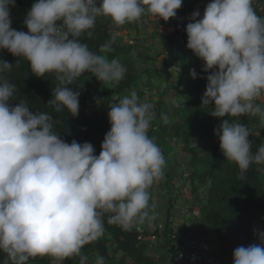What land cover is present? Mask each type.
<instances>
[{
    "label": "clouds",
    "instance_id": "9594fccd",
    "mask_svg": "<svg viewBox=\"0 0 264 264\" xmlns=\"http://www.w3.org/2000/svg\"><path fill=\"white\" fill-rule=\"evenodd\" d=\"M183 0H36L23 24L11 27L10 8L16 0H0V50L18 57L0 59V251L3 264H28L30 258L56 261L79 256L101 238L104 217L126 231L150 216L152 185L163 178L165 158L148 131L155 119L153 105L132 90L109 106V131L99 155L92 143L66 142L53 131L54 118L34 113L26 103L13 106L15 85L5 73L27 60L37 77L54 73L59 81L47 105L56 112L79 113V91L68 87L84 73L99 81L119 83L126 68L104 54L113 51L119 32L98 52L82 38H91L97 17H108L116 29L143 16L168 21ZM186 47L200 59L206 75L202 105H213L217 118L258 117L264 123V17L253 0H210L201 15L188 17ZM131 43V41H128ZM175 68V67H174ZM193 79L195 69H190ZM99 103V100H97ZM163 119L167 122V117ZM226 160L241 177L250 166L264 164V145L252 150L251 129L223 119L214 129ZM258 243L238 246L233 264H264V230L254 229ZM95 264H105L104 257Z\"/></svg>",
    "mask_w": 264,
    "mask_h": 264
},
{
    "label": "trees",
    "instance_id": "16d2710c",
    "mask_svg": "<svg viewBox=\"0 0 264 264\" xmlns=\"http://www.w3.org/2000/svg\"><path fill=\"white\" fill-rule=\"evenodd\" d=\"M200 1L202 0H183L182 7L177 10V16L186 14L189 17L195 4ZM34 2L36 0H16V6L28 11ZM146 16L148 15L143 17ZM110 20L108 17H100L92 30L93 36L82 38V42L86 43L90 50L98 52L99 47L111 39L112 34L108 30ZM168 27L171 33L161 38L162 47L176 35V27L171 21ZM18 30L27 32L24 24ZM186 44L187 35L184 29L180 40L174 45L180 82L173 86V93L180 97L181 103L176 107L168 105L170 110L168 109L165 114L167 117L165 122L164 116L161 115V106L168 102L157 100L153 110L155 119L151 122L148 135L150 137V133L157 129L166 137L183 144L187 154L191 191L196 192L202 188L204 193V202L199 206V218L218 238L230 234L245 246L258 243L254 229H257L259 217L264 211V167L258 169L257 164L253 163L241 177L238 166L223 156L214 129L224 118L230 122L245 124L251 129L249 140L253 143V152L264 145V135L256 130L255 117L217 118L211 115L214 111L213 105H202L208 73L202 71L203 62L186 47ZM112 48L111 53L104 54L109 60L127 58L133 51L131 44L116 41ZM0 59L15 64L20 58L14 57L7 50H0ZM123 65L126 72L119 83L99 81L93 73L86 72L68 86L73 91L80 92L79 113L78 116L72 117L66 108L56 112L52 106L47 105L52 98V90L59 83L56 79L57 74L46 73L43 77H37L32 74L29 62L22 59L10 72L5 73L9 82L15 85L14 100L10 103L15 106L18 102H24L34 113H47L53 116L54 132L59 133L68 143L72 140L92 143L95 154L99 155L101 143L110 129L106 107L112 105L121 91L134 82L129 69L130 63L124 62ZM190 69H195L197 78H192ZM154 70L158 76L166 80L160 69ZM172 71L171 69L167 80L172 76ZM97 100L100 102L94 105ZM168 216L169 214L167 218ZM104 226V235L81 249L82 255L88 258L86 264H95L99 256L104 257L105 264H158L145 252L142 237L149 234L138 231L137 228L140 227L137 224L132 230L126 231L118 225H109L105 216ZM163 236L169 258L173 257L175 251L172 244L180 238L172 233L167 225L163 230ZM6 258L7 254L0 251V264H3ZM32 264H80V257L75 256L60 262L49 256H37Z\"/></svg>",
    "mask_w": 264,
    "mask_h": 264
},
{
    "label": "crops",
    "instance_id": "0c3cea01",
    "mask_svg": "<svg viewBox=\"0 0 264 264\" xmlns=\"http://www.w3.org/2000/svg\"><path fill=\"white\" fill-rule=\"evenodd\" d=\"M142 18L131 24V30L134 33L130 36L131 43L129 44L133 46L132 52H135L137 49H142L148 57L143 59L138 55L131 58L129 69L134 78V82L121 91L115 101L116 103H118L124 96L128 95L132 90L138 92L142 103L148 101V99L152 101L155 100L154 102L157 100L170 102V100L167 101L163 99H165V96L172 97V95H174L173 86L180 82L177 75L178 66L174 68L175 73H172L169 80H164L158 76L154 70L155 68L160 69L161 61L165 56L160 42L163 36L159 35L154 30L156 23L154 17L150 15L146 16L149 21L147 25H144L143 23L140 24L143 22ZM109 23L113 24L112 20H110ZM108 30L110 31L109 24ZM116 30L119 32V35L121 33H127L124 29L119 28ZM117 37L116 42L121 43L119 42L120 36ZM123 43L125 44V42ZM133 54L134 53H132L130 57L133 56ZM147 63L152 66L147 69L148 71H144L145 74L134 73L135 66L140 65L142 67L143 64ZM149 71H151V73L148 74L147 72ZM141 75L145 76L144 81L140 80ZM156 87H160V92L157 91ZM146 97L148 98L146 99ZM173 98L175 101H178L179 104L181 103V99L178 95H174L172 99ZM258 102L264 103V98ZM162 107L166 109V103H164ZM255 118L256 130L264 135V123H262L258 117ZM152 133L153 136H151V138H155L156 143L163 152L170 153L176 151V145L173 144L177 143V141L166 137L157 129H154ZM161 142H163V146ZM182 157L183 156H164L165 166L163 169V178L155 182L149 189L152 194L150 199V216L143 223L137 224L141 231L149 234L142 237V240L145 242V252L152 256L158 264H175L173 257L169 258L168 248L165 246L163 230L166 225L170 228L172 233L180 238V240L184 241L192 237H197L207 250L219 252L221 255L227 248L235 249L236 247L243 245L238 238L232 235L229 236L226 234L224 237L218 238L209 227L200 220L199 206L204 202V193L202 188H199L193 194H188L186 192V190H189L187 177L181 174L180 167L176 165L177 162L183 160ZM184 163L187 165V159L184 160ZM257 165H261L260 169L264 167V164ZM173 184H179V188L182 187V190L179 189V192H175L172 187ZM167 214H169L168 218ZM257 229L264 230V211L259 217ZM153 232L157 233L154 234ZM233 251L229 253V257L223 256L226 264H233Z\"/></svg>",
    "mask_w": 264,
    "mask_h": 264
},
{
    "label": "rangeland",
    "instance_id": "374dc122",
    "mask_svg": "<svg viewBox=\"0 0 264 264\" xmlns=\"http://www.w3.org/2000/svg\"><path fill=\"white\" fill-rule=\"evenodd\" d=\"M253 7H254V9H255V11H256V14L258 15V16H261V17H264V0H253ZM26 13H27V9H25V8H21V7H18V6H15V7H11L10 8V17H11V19H12V24H11V27L12 28H14V29H16V30H18L22 25H23V21H24V18H25V16H26ZM101 17H103V16H101ZM100 17H97V19H99ZM105 18H107V17H105ZM135 23V22H134ZM143 22H141L140 24H142ZM132 23H129V24H125L124 26H122L120 29H124V30H126L127 31V33H121L120 35H118V36H120L119 37V42H121V43H123V42H125V44L126 43H128L129 44V42L128 41H130V36L134 33L132 30H131V28H132V25H131ZM153 26V25H152ZM154 28H155V26H154ZM109 29H110V31H111V33L113 34L114 32H117V30H116V28H115V26H114V24H112V23H109ZM155 30V29H154ZM129 31V32H128ZM123 36H125V37H123ZM118 37H116V39H117ZM124 44V43H123ZM132 53H134L133 54V56H129V57H127V58H122V59H119V61L123 64L124 62H129L130 63V60H131V58H133V57H135V56H138V55H140L141 56V58H143V59H146L148 56L146 55V53H145V51H143L142 49H137L135 52H132ZM131 53V54H132ZM152 65L151 64H143L142 65V67L140 66V65H138V66H135L134 67V73H136V74H138V73H140V74H145L144 73V71L145 70H147L149 67H151ZM175 67H176V65H175ZM141 68H143V69H141ZM173 71H172V73L174 74L175 73V71H174V68L172 69ZM148 71V70H147ZM148 74L149 73H151V71H149V72H147ZM144 75H141V78H140V80L141 81H144ZM169 80V79H168ZM156 89H157V91L158 92H160V87H156ZM174 95H176V94H174ZM174 95H172V97H174ZM172 97L170 96V97H166L165 96V99H163V98H161V99H163V100H167V101H169L170 100V102H168V103H166V109H164L162 106H161V108H162V110H161V115L162 116H165V114H166V112L168 111V109L170 110V108H168L169 106V104L173 107H176L177 105H179V103H178V101H175V99L173 98L172 99ZM148 97H146V99H147ZM116 99L117 98H115V100H114V102L112 103V104H115L116 102ZM144 99V98H143ZM146 99H144V100H146ZM100 101H101V99H100ZM99 101V102H100ZM155 100H150V99H148V101H146L147 103H149V104H151V105H153V108H152V111L154 110V105H155V102H154ZM98 103H97V101H95V103H94V105H97ZM111 106V105H110ZM106 110L107 111H109L110 109H109V107H106ZM153 133L151 132L150 133V138H151V136H153L152 135ZM156 142V141H155ZM163 142H161V144H162ZM177 143H179V144H177ZM177 143H174L173 145H176V151H173V152H163L162 150V153H163V155L164 156H183L182 158H183V160H180L179 162H177L176 163V165L178 166V167H180V171H181V174H183L184 176H186L187 177V181H188V184H189V190H186V192L189 194H193L194 192H192L191 191V185H190V182H189V179H188V165H186L185 163H184V160H186L187 159V154H186V152L184 151V149H183V144L182 143H180V142H177ZM158 145V144H157ZM171 145H172V143H171ZM159 146V145H158ZM162 146H163V144H162ZM181 158V157H180ZM184 158H186V159H184ZM183 163V164H182ZM174 164V163H173ZM175 165V164H174ZM174 165H172V166H174ZM257 167L260 169L261 168V165H257ZM181 185V184H180ZM172 187H173V189H174V191L175 192H179V189H181L182 190V187H180L179 188V184H177V185H175V184H173L172 185ZM192 193H191V192ZM171 195H173L172 193H170ZM158 219V218H157ZM227 235H229V236H231L230 234H227ZM234 249H232V248H227L226 250H225V252H222V256H227V257H229V253L231 252V251H233ZM34 260V258H30L29 259V261H28V264H32V261Z\"/></svg>",
    "mask_w": 264,
    "mask_h": 264
},
{
    "label": "built area",
    "instance_id": "2783aa9c",
    "mask_svg": "<svg viewBox=\"0 0 264 264\" xmlns=\"http://www.w3.org/2000/svg\"><path fill=\"white\" fill-rule=\"evenodd\" d=\"M210 0H202L195 4L192 13L199 10L201 15L204 8ZM155 32L161 36H166L171 33V29L168 27V21L154 17ZM143 24L149 23L146 17L142 18ZM141 231L140 228H137ZM175 254L173 256L175 264H226L224 257L219 252H213L206 249L203 243L197 237H192L187 240L174 241L172 244Z\"/></svg>",
    "mask_w": 264,
    "mask_h": 264
},
{
    "label": "water",
    "instance_id": "95a60500",
    "mask_svg": "<svg viewBox=\"0 0 264 264\" xmlns=\"http://www.w3.org/2000/svg\"><path fill=\"white\" fill-rule=\"evenodd\" d=\"M169 21H171L175 25L176 35L174 38L168 40L163 45L165 56L161 61L160 72L162 76L166 78V80L170 75V70L173 69L176 65L174 45L180 40L181 35L186 28V25L188 23V16L186 14H183L181 16H176L175 18H170Z\"/></svg>",
    "mask_w": 264,
    "mask_h": 264
}]
</instances>
